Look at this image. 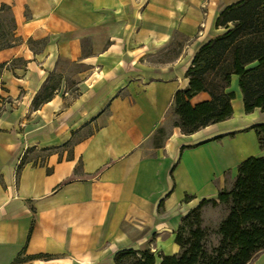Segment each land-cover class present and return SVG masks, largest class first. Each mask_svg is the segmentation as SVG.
Masks as SVG:
<instances>
[{
    "label": "crops",
    "instance_id": "obj_1",
    "mask_svg": "<svg viewBox=\"0 0 264 264\" xmlns=\"http://www.w3.org/2000/svg\"><path fill=\"white\" fill-rule=\"evenodd\" d=\"M242 1L0 0L22 40L0 51L9 102L0 117V264L24 251L49 258L25 264H114L145 244L180 253L183 219L218 202L244 162L264 157L253 130L264 113L246 114L238 77L230 120L193 135L174 127V99L196 55L225 34L220 16ZM210 100L201 93L191 104ZM54 150L42 165L26 159Z\"/></svg>",
    "mask_w": 264,
    "mask_h": 264
},
{
    "label": "trees",
    "instance_id": "obj_2",
    "mask_svg": "<svg viewBox=\"0 0 264 264\" xmlns=\"http://www.w3.org/2000/svg\"><path fill=\"white\" fill-rule=\"evenodd\" d=\"M5 10L10 11L3 6L0 14ZM13 22L17 31L15 19ZM217 29L226 32L196 55L187 73L189 87L179 91L174 99L178 117L174 127L185 135H193L233 117L235 95L229 90L234 77L239 78L246 114L257 109L264 113V0H244L229 7L220 16ZM18 45L14 42L0 51ZM32 45L30 41L29 46ZM55 91V87L51 91L49 88L38 105L51 101ZM201 93L208 94L211 100L192 106L193 98ZM253 130L264 150V125ZM237 173L232 190L224 189L219 194V205L230 207V215L220 226L221 242L212 254L207 253L201 244V211L206 205H217V202L204 201L184 221L187 223L193 218L194 222L189 226H196L191 232L189 248L181 235L183 228H180L176 238L181 249L179 256H161L162 261L158 263L156 255L149 251L125 250L115 256L114 264H251L264 254V157L249 159ZM25 255L26 251L14 264L45 258H24Z\"/></svg>",
    "mask_w": 264,
    "mask_h": 264
},
{
    "label": "rangeland",
    "instance_id": "obj_3",
    "mask_svg": "<svg viewBox=\"0 0 264 264\" xmlns=\"http://www.w3.org/2000/svg\"><path fill=\"white\" fill-rule=\"evenodd\" d=\"M13 20H14V18H13L12 14L9 10H5L3 13L0 14V49L7 47V46H10L14 42H16L17 45L18 44L21 45V43H22L21 38H19V36L17 35V31L14 30L15 26H14ZM31 47H35V49H37V50L40 49V45L31 46ZM14 65L17 66V62H15ZM4 70H5V68H2V66H0V91L3 90L1 78H2V74H3ZM70 89H71V91H73L75 93L76 89L74 87L72 88V86H70ZM56 93L58 94L59 92H56ZM45 95H46V93H45ZM45 95L41 98V100H43ZM41 100H39L38 103ZM8 103H9L8 99H5V98L0 96V117L4 113L3 107H5ZM167 128H168L167 130L169 131L171 129V125ZM168 131H166V133H164V135L161 137V141H163L166 138ZM92 132H93L92 127L88 126L87 128H85L83 130V132L78 134L65 147L66 149H68L67 152L70 153L72 146L76 142L80 141L81 139L87 138ZM55 152H56L55 150L54 151L33 152V153H29V156L26 159H27V161L33 163L34 165H39V164L42 165L45 163L47 157H49V155H51V153H55ZM60 153H61V151H60ZM236 177H237V175L234 177L230 174L227 176L226 189L228 191L232 190V188L235 184V181H236ZM229 215H230V207L224 206V205H219V202H217V205L208 204L202 209V211H201L202 223L200 225V231L203 235V239L201 241V244L207 253L212 254L213 251L218 249L220 242H221V237L219 235V229H220L221 224L228 218ZM185 219H186V217L182 221L181 228H183V231H182L181 235H182V238L185 240V242H187V244H188L187 248H189V246L191 244V242H190L191 241V232H192V230H196V226H192V227L189 226V223L192 224L194 222L193 218H192V220H190L187 223L184 222ZM179 233H180V230L178 231V234ZM178 234H177V236H178ZM149 252L156 255L158 263H161V261H162L161 256L172 257V256H167L164 252H159V251L153 250L152 248H151V250H149ZM180 254H181V250H180V253L176 256H179Z\"/></svg>",
    "mask_w": 264,
    "mask_h": 264
},
{
    "label": "bare ground",
    "instance_id": "obj_4",
    "mask_svg": "<svg viewBox=\"0 0 264 264\" xmlns=\"http://www.w3.org/2000/svg\"><path fill=\"white\" fill-rule=\"evenodd\" d=\"M135 250L140 251V252H147V251L151 250V244H145L143 246L138 247Z\"/></svg>",
    "mask_w": 264,
    "mask_h": 264
},
{
    "label": "built area",
    "instance_id": "obj_5",
    "mask_svg": "<svg viewBox=\"0 0 264 264\" xmlns=\"http://www.w3.org/2000/svg\"><path fill=\"white\" fill-rule=\"evenodd\" d=\"M203 9H206V7L204 6ZM204 17H207V12L204 13ZM205 30V24L203 23L201 25V32H199V37H202L203 36V31ZM67 95V94H66Z\"/></svg>",
    "mask_w": 264,
    "mask_h": 264
}]
</instances>
